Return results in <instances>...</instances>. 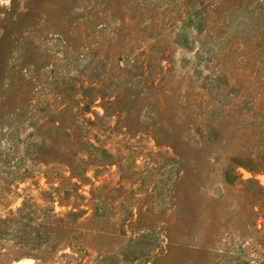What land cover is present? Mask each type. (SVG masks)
<instances>
[{
	"label": "rangeland",
	"instance_id": "1",
	"mask_svg": "<svg viewBox=\"0 0 264 264\" xmlns=\"http://www.w3.org/2000/svg\"><path fill=\"white\" fill-rule=\"evenodd\" d=\"M262 190L264 0H0V216L82 209L0 264H264Z\"/></svg>",
	"mask_w": 264,
	"mask_h": 264
},
{
	"label": "trees",
	"instance_id": "2",
	"mask_svg": "<svg viewBox=\"0 0 264 264\" xmlns=\"http://www.w3.org/2000/svg\"><path fill=\"white\" fill-rule=\"evenodd\" d=\"M263 193L264 191L262 190V192L258 194L257 196L258 199L260 200L263 199L261 198L264 197ZM81 211L82 209L77 210L74 208L67 209L66 211H64V214L60 213L59 211H53L50 213L52 222L50 220V222L48 223H44L40 221L31 223L27 219H22L17 216H10V215L0 216V237L4 236V233L10 234L12 235L14 242L20 247H27V248H32V247L36 248V246L40 247V245L44 242L34 241V239L47 240L48 239L47 236H50L49 232L52 227H56V229L58 228L74 229L73 226L62 224L60 220H62L67 215H78L79 214L78 212ZM53 221L56 222L54 223ZM62 240L68 244L70 241V237H65Z\"/></svg>",
	"mask_w": 264,
	"mask_h": 264
},
{
	"label": "bare ground",
	"instance_id": "3",
	"mask_svg": "<svg viewBox=\"0 0 264 264\" xmlns=\"http://www.w3.org/2000/svg\"><path fill=\"white\" fill-rule=\"evenodd\" d=\"M27 263V262H26ZM28 264V263H27Z\"/></svg>",
	"mask_w": 264,
	"mask_h": 264
}]
</instances>
